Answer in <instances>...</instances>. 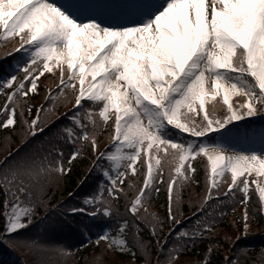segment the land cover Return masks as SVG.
<instances>
[{"label": "snow or ice", "instance_id": "6c2138e0", "mask_svg": "<svg viewBox=\"0 0 264 264\" xmlns=\"http://www.w3.org/2000/svg\"><path fill=\"white\" fill-rule=\"evenodd\" d=\"M0 46L15 61L0 78V247L20 264H249L264 0H0Z\"/></svg>", "mask_w": 264, "mask_h": 264}, {"label": "trees", "instance_id": "16d2710c", "mask_svg": "<svg viewBox=\"0 0 264 264\" xmlns=\"http://www.w3.org/2000/svg\"><path fill=\"white\" fill-rule=\"evenodd\" d=\"M1 139H2V137H0V141H1ZM203 180H204V176H203V173H202V175H201V187H200V189L199 190H201L202 189V186H203ZM76 182H77V175H73L72 176V178H71V180L68 182V186H70V185H75L76 184ZM198 190V191H199ZM187 196L189 195V192H187V194H186ZM158 204L159 203H163V196H161V198H160V200L157 202ZM252 203H253V206H255V203H256V201L255 200H253L252 201ZM153 208L157 211V212H163V209H160V208H158V206L157 205H154L153 206ZM187 208H188V204H185V206H184V212L186 213V210H187ZM230 219L232 218V217H229ZM257 228H259L260 230H263L264 231V222H263V220H260L258 223H257ZM225 230H227V229H225ZM254 237V236H253ZM246 244V242L243 240L242 241V246H244ZM203 247V246H202ZM249 248H250V251L251 252H253L252 254H250L249 252L247 253V256H245V257H242V259H246V260H248V262H249V264H264V259H262L261 257H260V251H261V249H264V247L263 246H255V245H253V246H249ZM87 255V254H86ZM81 264H83V263H81Z\"/></svg>", "mask_w": 264, "mask_h": 264}]
</instances>
